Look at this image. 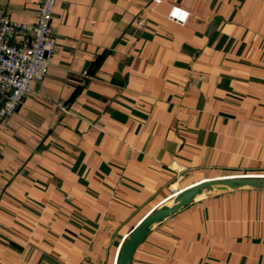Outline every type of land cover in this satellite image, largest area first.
<instances>
[{
    "label": "crops",
    "instance_id": "obj_1",
    "mask_svg": "<svg viewBox=\"0 0 264 264\" xmlns=\"http://www.w3.org/2000/svg\"><path fill=\"white\" fill-rule=\"evenodd\" d=\"M0 13L34 24L38 0ZM53 26L0 129V264H119L178 194L264 177V0H57ZM129 264H264V188L204 187Z\"/></svg>",
    "mask_w": 264,
    "mask_h": 264
},
{
    "label": "built area",
    "instance_id": "obj_2",
    "mask_svg": "<svg viewBox=\"0 0 264 264\" xmlns=\"http://www.w3.org/2000/svg\"><path fill=\"white\" fill-rule=\"evenodd\" d=\"M56 1L38 0L39 16L34 24L13 21L0 13V129L32 91V81L46 77L57 49L53 26ZM177 11L187 15L181 19L173 15ZM190 15L188 9L175 5L168 18L185 24Z\"/></svg>",
    "mask_w": 264,
    "mask_h": 264
},
{
    "label": "water",
    "instance_id": "obj_3",
    "mask_svg": "<svg viewBox=\"0 0 264 264\" xmlns=\"http://www.w3.org/2000/svg\"><path fill=\"white\" fill-rule=\"evenodd\" d=\"M217 185L223 187H238V186H253L264 188V177H240V178H227V179H215L208 182H204L196 187L188 189L175 198V204L173 206H163L150 216H148L131 234L128 240L125 242L121 249L119 258V264H129L134 250L139 242L144 238L148 232L149 227L168 215L170 212L175 211L183 204L190 202L202 189L206 186Z\"/></svg>",
    "mask_w": 264,
    "mask_h": 264
},
{
    "label": "snow or ice",
    "instance_id": "obj_4",
    "mask_svg": "<svg viewBox=\"0 0 264 264\" xmlns=\"http://www.w3.org/2000/svg\"><path fill=\"white\" fill-rule=\"evenodd\" d=\"M173 15L180 16V18L182 19L187 14L186 13H180L177 11V12H174Z\"/></svg>",
    "mask_w": 264,
    "mask_h": 264
}]
</instances>
